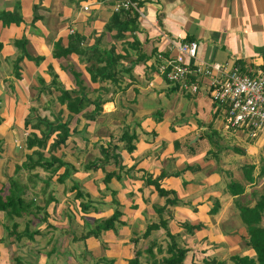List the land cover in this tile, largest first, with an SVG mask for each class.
Here are the masks:
<instances>
[{"label":"crops","instance_id":"crops-1","mask_svg":"<svg viewBox=\"0 0 264 264\" xmlns=\"http://www.w3.org/2000/svg\"><path fill=\"white\" fill-rule=\"evenodd\" d=\"M140 3L144 15L137 19L138 28L116 40L112 36L114 32L104 30L113 13L109 0H0V12L17 10L21 18L19 23L8 24L0 19V189L8 188L6 183L16 177L15 167L37 149L26 147L29 133L41 136V131L35 129L37 122L44 119L55 122L59 113L61 122L68 118L69 111L58 102L60 91L52 80L65 90L77 91L80 88L76 80H80L86 87L83 93L91 99L101 97L103 100L95 119L85 114L90 113L91 106L72 115L69 137L53 151L55 156L74 166L63 182L57 181L63 167L53 175L46 171L41 174L38 170L41 168L30 172L32 175L23 171L26 180L20 183L26 187L25 198L33 199L38 210L34 207L30 216L16 220L0 213V264H8L9 260L15 261L12 264H73L72 242L77 248L81 245L80 250L87 253V257L98 253L97 257H102L99 264H128L135 256L134 250H139L132 242V238L138 236L132 233L131 226L136 228L139 220L147 222L146 226L157 223L155 218L159 215L155 209L164 206L166 198H173L172 194L160 196L154 185L144 181L146 177L158 178L162 172L165 176L159 180L160 187L173 191L179 200L175 205H167L162 215L172 234L177 228V225L175 229L172 227L176 222L172 220L173 212L182 219H189L188 224H202L213 220L215 214L230 212L245 226L239 215L240 207H253L264 195V192H256L255 180L248 182L252 187L245 186L243 193L231 195L227 189L232 182L230 179L225 184L228 203L218 198L222 195L218 196L215 186L221 182V176L220 171L214 169L216 160L211 158L215 143L212 137L215 139L225 122V107L212 102L208 77L193 74L188 81L199 88L195 93L185 91L160 73L158 57L177 54V44L195 42L196 58L187 59L192 65L198 61L219 63L225 69L237 65L248 76L263 71L264 0H140ZM85 5L89 6L87 10L83 9ZM72 34L82 40L74 52L64 53ZM22 38L27 41V54L14 45L15 40ZM55 42H59V46H54ZM96 44L102 50L114 45L115 53L125 56L120 64L131 67L114 85L108 81L93 82L86 69L88 62L84 52L88 53ZM22 53L25 55L16 64V57ZM104 117H114L121 123L118 135H112V130L102 121ZM28 118L33 119V126H25ZM40 127L45 129L43 124ZM124 130L137 136L130 152L125 141L119 140ZM260 130L264 128L254 135ZM55 137L56 133L51 135L42 150L46 157ZM114 146L117 149L114 150ZM100 148L107 151L108 162L97 169L87 168L91 162L102 163L104 157ZM113 152L118 155V164L123 169H118L111 157ZM113 171L120 178L112 177L104 183L105 174ZM35 173L38 178L34 177ZM48 176H51L49 180ZM46 179L48 184L43 182ZM73 186L85 194L82 201L88 204L86 209H81L80 199L74 198ZM91 193L94 196L90 197ZM48 196L52 201L45 205ZM113 197L120 204V220L126 225L118 224L115 230L82 239L96 220L111 216L115 209ZM43 212L46 220L40 219ZM58 218L60 226L54 225ZM28 219H31L30 229L38 233L31 239L23 235L16 240L12 236V224L18 223L20 231L27 226ZM76 223L85 231L77 232ZM121 228H124L122 233ZM244 229L247 231L246 226ZM124 232L127 239L122 237ZM117 233L119 236L115 237ZM40 241L43 245L37 248L38 252H28L29 245L23 251V246L29 243L35 250ZM151 242L155 240L149 245ZM219 249L225 248L220 244ZM248 251L235 252L228 257L254 258L253 249L248 248ZM219 261L212 258V262Z\"/></svg>","mask_w":264,"mask_h":264},{"label":"trees","instance_id":"trees-1","mask_svg":"<svg viewBox=\"0 0 264 264\" xmlns=\"http://www.w3.org/2000/svg\"><path fill=\"white\" fill-rule=\"evenodd\" d=\"M139 5H141L140 0H137ZM111 3V2H110ZM112 4V3H111ZM35 17V16H34ZM0 19L3 21L4 24H8L10 22L19 23L20 17L17 14V10L13 12H0ZM35 19V18H34ZM137 19L138 16L135 12L131 11H117L112 13L108 21L104 26V30L106 32H114L112 36L114 39H123L125 32H134L137 26ZM82 38L76 34H72L69 37L68 45L63 51L64 53L74 52L77 49L78 44L81 42ZM133 44L136 43L135 40L132 42ZM128 44V45H132ZM14 45L21 51L27 54L25 51L27 41L25 39H19L14 41ZM54 46H59V42H55ZM2 48V44L0 43V50ZM22 53L18 55L15 59L16 64L22 60L23 56L25 55ZM86 54V61L87 64V71L90 73L92 81L96 82H104L108 81L111 82L112 85L116 83L119 78H121L122 74L129 72L131 67L127 68L126 66L120 64V60L123 59L125 56L115 53L114 45H110L109 48L105 49H98V44L91 47ZM264 71V69H263ZM76 78L79 77L77 73H75ZM52 84L56 86V88L60 91V95L58 96V102L60 104H64L69 111L68 118L61 122L60 113L56 116L55 122H49L48 120H39V123L35 125V129H39L41 131V136L38 137L35 133L31 132L26 137V147L31 149L32 147H37V149L33 150L30 154H27L25 157V161L20 165L15 167V178H11L8 183L7 189H0V213H4L6 218L11 220H16L24 215L30 214V211L33 208H36V202L33 199H26L25 198V188L20 183L19 174L20 172L30 173L36 168H41L43 171L48 172L50 175L57 174L60 168H64L61 174H58L57 181L63 182L64 179L69 175L70 172L74 170V166L65 162L62 158L57 157L53 154L57 148L63 145L66 139L70 135L69 129V119L72 117L73 114L80 113L86 107H92V110L89 114L85 112L87 118L95 119L98 115L101 103L103 100L101 97H95L93 99L89 98L83 91L85 90L82 82L80 80H76L77 85H79L80 90H65L62 88L56 80L51 81ZM33 119L28 118L25 120V126L30 124L33 126ZM43 124L45 129H41L40 125ZM56 133L55 139L50 143L48 148L49 156L46 157L43 153V149L45 148L48 139L51 135ZM136 134L129 133L127 130H124L119 137L120 141H125V146L128 152L132 151L134 145L132 141L136 139ZM113 149H117L116 146ZM107 151L103 148H100V153L104 157L102 163H95L91 162L87 166V168L97 169L98 167H103L104 163L108 162ZM113 160L118 164V155L114 152L111 154ZM107 158V160H106ZM118 169H123V166L117 165ZM191 169V168H190ZM253 167H249L248 170L244 173V177L247 182L253 183L255 178L252 175ZM34 177L38 178V174H33ZM178 175V174H175ZM165 176V173L162 172L158 178L152 179L150 177H146L144 181L147 184L154 185L156 191L160 196L167 197L169 194L173 195V198H166L165 205L162 207L156 208V212L159 215V221L157 223H151L146 226L143 236H148L152 230H158L159 228L165 229V234L168 238V245L166 246V253L170 256L162 258L161 262L163 264H183V259L187 252L186 248L180 247L177 244L176 235L172 234L169 229L167 228V219H165L162 215L166 210L167 205H175L178 203V200L175 196L173 191H167L160 187L159 180ZM51 176H48V180ZM112 177H116L117 179L120 178L119 174L115 171L108 172L105 174L104 183H108ZM43 180L48 184V180ZM75 189L74 198L80 199L79 205L81 209H86L88 204H85L82 199L84 198L85 194L79 190L77 187H72ZM227 189L231 195H238L244 192V186L238 182H230L227 185ZM52 197L48 196L45 199L46 204L51 200ZM112 203L115 205V209L110 217L106 219L96 220L94 227L87 230L83 235L82 239L95 236L97 237L102 231L116 229L117 224L124 225L125 222L120 220V216L122 212L120 211L118 201L113 197ZM38 210V208H36ZM43 209V207H42ZM41 209V210H42ZM34 211V210H33ZM214 210H212L213 213ZM39 213V212H38ZM37 213V214H38ZM35 214V212H33ZM239 215L241 220L246 226L248 232V239L247 244L253 251L255 252V257L250 258L248 256H239L234 255L231 256L229 259L232 261L233 264H264V226L261 225L262 217L264 216V195L260 196V199L256 202L253 207H240ZM30 216V215H28ZM34 216V215H32ZM170 217V215H169ZM41 220H46V213L43 212ZM29 223H31V219H28L27 226L22 230H18V223L14 222L12 224V236L19 240L23 235L31 239L35 233H38V230H31L29 227ZM186 226V230L189 233H192L194 229L200 228L201 224L196 226L190 225L188 223H184ZM132 242L134 245L137 244L138 238H132ZM156 245L155 242H151L150 245L144 250L149 256H153V248ZM157 246V245H156ZM158 250H161V247H157ZM141 251L137 250L135 256L128 260V264H147L140 260ZM146 261V260H145ZM151 264H157V261L153 259ZM213 264H224L223 262H213Z\"/></svg>","mask_w":264,"mask_h":264},{"label":"rangeland","instance_id":"rangeland-1","mask_svg":"<svg viewBox=\"0 0 264 264\" xmlns=\"http://www.w3.org/2000/svg\"><path fill=\"white\" fill-rule=\"evenodd\" d=\"M142 8V7H141ZM143 12V9H142ZM144 15V12H143ZM138 16V18L143 17ZM86 90V87H84ZM173 97V94H170V98ZM102 121L109 126L110 130H112V135L116 136L119 134L121 123L117 122L114 117H104ZM225 122L222 123L221 131L218 132L215 139L212 137L214 145L212 146L213 156L212 159L216 160V164L214 165V169H218L220 171L219 175L221 176V182L217 183L215 189L219 192L218 198L223 199V203H228L227 199V192L225 191V184L227 181L232 179V182L242 183L244 187H252L248 185L244 177V173L248 170L249 167H253L252 174L255 177V184L257 186L255 189L256 192L263 193L264 192V130H260L257 135H251L247 133L245 130H236L230 129ZM173 129V127L171 128ZM225 131V132H224ZM221 134V136L219 135ZM248 134V135H247ZM211 144V143H210ZM239 145H243L245 147H240ZM248 146V147H247ZM247 148V149H246ZM247 152V153H246ZM92 157V155H91ZM208 157V159H211ZM213 169V170H214ZM41 174H44L43 170L38 169ZM30 174V173H29ZM32 175V174H30ZM19 179L21 182L24 179L26 174L24 172H20ZM6 186H9L6 183ZM224 189V190H223ZM258 190V191H257ZM94 194L91 193L92 197ZM249 198V197H248ZM92 199V198H91ZM250 199V198H249ZM256 200V198H254ZM178 200V199H177ZM160 201V199L158 200ZM179 202V200H178ZM211 213V212H210ZM183 215V214H182ZM56 217V216H55ZM147 217V216H146ZM264 217V216H263ZM172 218V216H171ZM170 218V219H171ZM158 222L159 217L153 220ZM150 220H148L150 222ZM173 221H176L175 224L172 226L175 229V225H177L176 230H172L174 235H176L177 244L180 247H187V252L183 259L184 264H213L212 258L215 261H219L222 259L221 262L224 264H233L231 263L228 258L230 254L235 252H242V253H249L248 248L251 247L247 244L248 239V232L244 229L245 226L242 225V222L239 220V217H235L234 213H218L215 214L214 219H210L205 223H202L200 228L194 229L192 234L185 230L184 223L187 221L189 223V219H182L180 215H175L173 212ZM147 221V220H146ZM54 225L60 226L61 220H56ZM76 222H78L76 220ZM146 223L143 220H139L138 223H135L136 228L131 226L130 229H133L132 233H135L138 237L137 246L141 251L140 260L144 263L151 264V261L155 259L157 264H163L161 262L162 258L170 256L166 253V246L168 245V238L165 234V231L162 229L159 230H152L149 234L150 236H143V232L146 227ZM213 223V226L211 225ZM264 225V218L262 220ZM95 224V222H94ZM94 224L90 225L89 228H93ZM118 225V224H117ZM126 225V224H124ZM190 225L196 226L194 222ZM79 223H76L74 229L77 232H84V227ZM182 227V228H179ZM209 227V228H208ZM82 228V229H81ZM208 228V229H206ZM120 233L123 232L124 228L120 229ZM131 231V230H130ZM85 233V232H84ZM83 233V234H84ZM118 233L115 237H118ZM134 236V235H133ZM123 238L127 239V234L124 232ZM147 237V238H146ZM122 238V239H123ZM135 238V237H133ZM151 240H155L156 245L161 247V250L156 248V245L153 248V256H149L144 250L149 245ZM219 242L217 243L216 241ZM43 241H40L35 250H33L31 243L23 246V251L27 250L29 245V250L32 254L37 251ZM130 242V241H129ZM132 243V242H130ZM220 244L224 246L225 249H219ZM72 253L73 255L70 256L73 260V264H99L102 257L99 256L98 253L89 254L90 257H87V253H82L80 250L81 245L77 248L76 243L72 242ZM185 246V247H184ZM65 248V246L63 247ZM137 249V247H136ZM38 252V251H37ZM136 250H134L135 254ZM217 259V260H216ZM146 260V261H145ZM14 263V260H9V263ZM220 262V261H219ZM8 263V264H9Z\"/></svg>","mask_w":264,"mask_h":264},{"label":"built area","instance_id":"built-area-1","mask_svg":"<svg viewBox=\"0 0 264 264\" xmlns=\"http://www.w3.org/2000/svg\"><path fill=\"white\" fill-rule=\"evenodd\" d=\"M114 12L131 11L142 16V8L137 0H109ZM89 8L83 6L84 10ZM177 54L161 60L160 73L171 83L179 84L181 89L195 93L198 85L188 81L193 74L209 78V95L213 103L225 107V120L230 129L245 130L251 135L264 128V71L248 76L237 65L225 69L219 63L197 62V44L183 42L176 45ZM188 59V60H187Z\"/></svg>","mask_w":264,"mask_h":264}]
</instances>
